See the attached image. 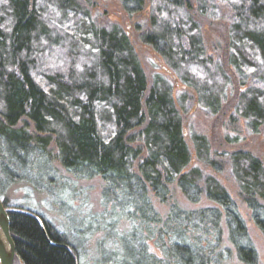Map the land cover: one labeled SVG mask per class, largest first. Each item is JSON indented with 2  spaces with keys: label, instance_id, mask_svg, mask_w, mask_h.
<instances>
[{
  "label": "trees",
  "instance_id": "16d2710c",
  "mask_svg": "<svg viewBox=\"0 0 264 264\" xmlns=\"http://www.w3.org/2000/svg\"><path fill=\"white\" fill-rule=\"evenodd\" d=\"M143 44L165 61L147 74L129 34L102 23L94 0H0V195L17 246L15 264H82L80 251L44 214L11 206L5 192L36 187L42 172L62 179L101 177L103 206L120 209L117 229L136 264H260L239 206L224 184L193 158L181 114L190 101L241 140L264 136V0H119ZM219 38L209 52L205 31ZM195 92L174 96V83ZM241 124V125H240ZM197 160L227 168L264 235V163L246 150L219 153L191 134ZM177 186L197 204L170 207L164 219L153 196ZM127 222L128 229L119 224Z\"/></svg>",
  "mask_w": 264,
  "mask_h": 264
},
{
  "label": "rangeland",
  "instance_id": "374dc122",
  "mask_svg": "<svg viewBox=\"0 0 264 264\" xmlns=\"http://www.w3.org/2000/svg\"><path fill=\"white\" fill-rule=\"evenodd\" d=\"M94 14L102 23H117L128 32L130 40L135 47L142 66L147 74L149 84L152 83L155 74L161 73L171 78L165 70V61L154 49L143 44L136 31L137 24H147L150 14L149 4L142 14L129 16L123 9L119 0H94ZM219 35L212 29L205 31V39L209 52L213 53V46ZM174 83V96L178 107L182 109L179 96L187 91L196 98V94L191 89H185L182 85ZM184 125L186 127V140L190 146L193 163L192 166H201L207 172L215 175L227 188L239 206V210L245 218L251 237L260 255V264H264V235L256 226L252 219V213L241 197L240 189L228 171L216 173L197 160L191 134L193 132L202 133L209 138L214 149L222 152H233L236 150H246L254 153L264 163V136L249 135L243 123V131L240 141L228 144L224 138L230 136L235 138L234 131L228 130L225 125L214 123L213 120L203 114L196 100H192L187 105V110L181 111ZM241 125V124H240ZM62 179L55 176H47V171L42 172V178L36 176L37 185L32 187L26 183L12 185L4 194L11 206H26L47 216L57 228L72 242L79 251L82 264H136L132 248L128 241L124 244L122 235L117 229V223L122 218L120 209L112 206H103L102 194L105 182L101 177L92 179H77L68 174L58 164ZM6 177L0 173V182H5ZM154 207L165 219L170 207L173 204L179 205L185 210H197L213 206L206 198L200 203L192 204L182 194L177 186L171 190L170 200L161 202L153 196ZM120 230H127V222L119 224Z\"/></svg>",
  "mask_w": 264,
  "mask_h": 264
},
{
  "label": "water",
  "instance_id": "95a60500",
  "mask_svg": "<svg viewBox=\"0 0 264 264\" xmlns=\"http://www.w3.org/2000/svg\"><path fill=\"white\" fill-rule=\"evenodd\" d=\"M11 226L10 214L0 195V264H15L17 246Z\"/></svg>",
  "mask_w": 264,
  "mask_h": 264
}]
</instances>
